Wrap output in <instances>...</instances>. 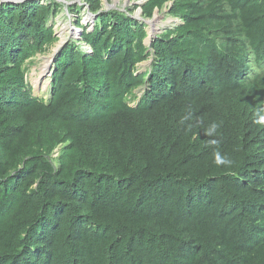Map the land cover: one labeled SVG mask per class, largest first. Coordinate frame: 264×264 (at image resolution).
Listing matches in <instances>:
<instances>
[{
	"label": "trees",
	"instance_id": "1",
	"mask_svg": "<svg viewBox=\"0 0 264 264\" xmlns=\"http://www.w3.org/2000/svg\"><path fill=\"white\" fill-rule=\"evenodd\" d=\"M64 1L0 2V264H264V0H82L43 99Z\"/></svg>",
	"mask_w": 264,
	"mask_h": 264
},
{
	"label": "rangeland",
	"instance_id": "2",
	"mask_svg": "<svg viewBox=\"0 0 264 264\" xmlns=\"http://www.w3.org/2000/svg\"><path fill=\"white\" fill-rule=\"evenodd\" d=\"M1 1L5 0H0V2ZM78 3L81 5L78 12L66 14L65 6H62V9L59 10V12L54 16V18L49 21L50 24H53V28L55 31L54 34L56 36L55 41L46 49L45 52L35 54L27 62L26 82L31 87V92L35 96H38L43 99L48 98L52 63H48L45 75L39 76V73L44 61H46V59L48 58H51V54L53 53L55 48L62 47L64 44L71 40L81 42V29L74 23L76 18L79 17L81 23L88 29H91V21L93 15H91L87 5L82 0L67 1L66 5ZM141 4L142 0H102L101 6L102 9L106 10L112 8H118L121 10H124L125 8H130L132 11V15L138 19H141ZM167 12V9L163 7L161 11H154L152 15L153 18L151 17L152 19H143L146 24V32L150 35V38L148 36L145 38L146 43H150V41L156 34L163 32L166 28H171L180 23L179 18L170 16ZM154 21H156V27L151 30L150 23ZM81 46L85 47L86 49H89V47L84 44H82ZM149 65L150 59L139 64L138 70L141 72ZM135 93L139 96L141 94V89L139 88L135 90ZM134 102L135 100L132 99L130 103L133 104Z\"/></svg>",
	"mask_w": 264,
	"mask_h": 264
},
{
	"label": "bare ground",
	"instance_id": "3",
	"mask_svg": "<svg viewBox=\"0 0 264 264\" xmlns=\"http://www.w3.org/2000/svg\"><path fill=\"white\" fill-rule=\"evenodd\" d=\"M155 22H156V21L150 23L151 30L154 29V28L156 27V26H155ZM49 61H50V58H48V59H46V61H44L43 66H42L41 69H40L39 76H41V75H45V73H46V68H47V65H48Z\"/></svg>",
	"mask_w": 264,
	"mask_h": 264
},
{
	"label": "water",
	"instance_id": "4",
	"mask_svg": "<svg viewBox=\"0 0 264 264\" xmlns=\"http://www.w3.org/2000/svg\"><path fill=\"white\" fill-rule=\"evenodd\" d=\"M62 1H64V0H62ZM65 2V1H64ZM158 11V10H157ZM95 17V16H94ZM152 18H153V16H152ZM151 18V19H152ZM148 23V22H147ZM148 37L150 38V35L148 34ZM61 47H57V48H55V50L53 51V53L51 54V58H50V62L49 63H52V61H53V59H54V57H55V55H56V53L59 51V49H60ZM50 67V66H49Z\"/></svg>",
	"mask_w": 264,
	"mask_h": 264
},
{
	"label": "clouds",
	"instance_id": "5",
	"mask_svg": "<svg viewBox=\"0 0 264 264\" xmlns=\"http://www.w3.org/2000/svg\"><path fill=\"white\" fill-rule=\"evenodd\" d=\"M216 162L217 163H224L225 161L219 155H217Z\"/></svg>",
	"mask_w": 264,
	"mask_h": 264
}]
</instances>
